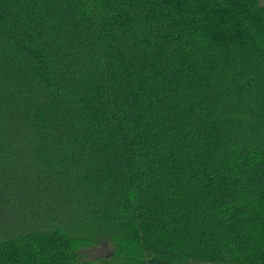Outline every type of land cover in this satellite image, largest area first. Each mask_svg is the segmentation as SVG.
Wrapping results in <instances>:
<instances>
[{
    "label": "trees",
    "instance_id": "1",
    "mask_svg": "<svg viewBox=\"0 0 264 264\" xmlns=\"http://www.w3.org/2000/svg\"><path fill=\"white\" fill-rule=\"evenodd\" d=\"M201 262L264 264V5L0 0V264Z\"/></svg>",
    "mask_w": 264,
    "mask_h": 264
},
{
    "label": "rangeland",
    "instance_id": "2",
    "mask_svg": "<svg viewBox=\"0 0 264 264\" xmlns=\"http://www.w3.org/2000/svg\"><path fill=\"white\" fill-rule=\"evenodd\" d=\"M106 250L105 246L102 245H93L89 246L88 249H85L86 256H94V254H102ZM200 264H225V263H216V262H201Z\"/></svg>",
    "mask_w": 264,
    "mask_h": 264
},
{
    "label": "crops",
    "instance_id": "3",
    "mask_svg": "<svg viewBox=\"0 0 264 264\" xmlns=\"http://www.w3.org/2000/svg\"><path fill=\"white\" fill-rule=\"evenodd\" d=\"M260 4L264 5V0H258Z\"/></svg>",
    "mask_w": 264,
    "mask_h": 264
}]
</instances>
